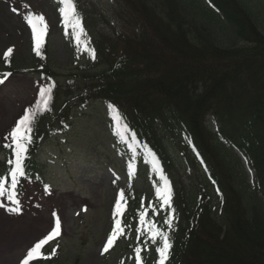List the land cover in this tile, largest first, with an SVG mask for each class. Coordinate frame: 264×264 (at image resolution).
Wrapping results in <instances>:
<instances>
[{"label":"trees","instance_id":"obj_1","mask_svg":"<svg viewBox=\"0 0 264 264\" xmlns=\"http://www.w3.org/2000/svg\"><path fill=\"white\" fill-rule=\"evenodd\" d=\"M211 2L213 9L202 0H120L114 12L125 30L100 48V69L90 66L80 100L120 107L128 131L118 137L129 163L138 155L168 162L163 130L183 132L209 166L219 214L211 210V190L197 189L203 197L195 203L173 180L180 217L164 229L172 245L165 264H264V2ZM208 113L219 124L216 133L207 130ZM49 124L33 125L29 169ZM233 147L254 172L253 188Z\"/></svg>","mask_w":264,"mask_h":264},{"label":"rangeland","instance_id":"obj_2","mask_svg":"<svg viewBox=\"0 0 264 264\" xmlns=\"http://www.w3.org/2000/svg\"><path fill=\"white\" fill-rule=\"evenodd\" d=\"M78 1L94 13L98 22L102 21V26L121 28L113 11L118 0ZM29 13L42 15L50 26L52 65L67 75L77 67L74 63L77 58L72 56L73 46L59 25L53 0H0V55L8 48H13L16 57L24 54L31 38V29L24 19ZM107 28L109 37L113 30ZM44 84L25 73L4 78L0 85V145L10 140L8 133L24 111L35 104ZM105 111L103 105L91 102L85 110L73 115L64 132L44 140L38 155L42 181L24 180L17 197L19 212L9 211L17 205L7 199V194L0 196V264H21L27 251L51 230L50 224L54 226L53 212L62 225L61 235L52 240L50 247L56 249L59 264H132L133 249L128 246L129 242L127 245L120 240L112 252H103L104 239L111 229L112 203L119 191L114 173L121 174V167L108 146ZM209 124L210 121L208 127ZM167 143L180 174L186 168L194 171L184 163L177 141L167 140ZM243 171L248 185L253 186L254 172L247 167ZM183 181L191 186L188 178ZM140 185L137 181L138 190ZM45 186H48L47 192ZM212 202L215 203L214 199ZM120 239H130V236L123 234Z\"/></svg>","mask_w":264,"mask_h":264},{"label":"snow or ice","instance_id":"obj_3","mask_svg":"<svg viewBox=\"0 0 264 264\" xmlns=\"http://www.w3.org/2000/svg\"><path fill=\"white\" fill-rule=\"evenodd\" d=\"M58 4L62 5L58 8L60 16L62 18V23L67 28L70 26L72 28V35L76 40L77 46H81L83 43L85 46L86 41L82 42V36L84 35L83 28L81 26L80 17L76 12L73 0H58ZM26 23L31 29V39L33 42L32 51L36 56H42L41 48L45 42V37L47 35V23L42 15H33L29 13L25 18ZM13 53V48H8L4 54L3 58L5 63H10V56ZM90 55L94 59V52ZM11 73L2 74L3 78H0V83L4 82V78L10 76ZM53 85L42 86L39 89L38 99H36L35 104L26 109L22 117L16 122L15 126L8 133L11 139V143L6 144L5 147L11 149L14 160H8L9 165H13L7 170L6 175L10 176L11 183L7 190V199L11 201L17 207L9 209L11 212H19V200L17 199L16 189L19 184L21 177L25 175V161L27 159L28 146L32 143V136L30 133L33 132L34 122L38 116L43 115L49 110V105L51 101ZM109 112L114 110V106L108 105ZM118 115L113 117L117 120ZM128 131L127 125H122L120 129V136L123 139L124 134ZM133 142L135 137H132ZM129 174H132V165H128ZM158 171V169H155ZM160 181L162 182L160 186L155 187V203L150 204L154 214L161 210H168V214L164 217L163 223L168 229L173 227V222L175 220L174 208L172 206V191L167 181L166 177L162 174L160 175ZM5 177L0 176V196L5 195ZM48 191V186H45V192ZM124 201V204H122ZM2 206V205H0ZM126 200L123 190H121L115 201L113 209L114 227L111 233L107 237V242L104 244L103 252H107L109 248L114 244L118 237L124 234V227L122 226L121 220L118 218L121 216L125 210ZM147 210H142L139 212V226L136 227L135 231L138 234H145L151 240L152 244L156 245L155 251L159 255V260L157 264H165L170 254V249L172 247L170 235L168 231H164L157 226L152 220L146 219ZM54 218V226L50 224V231L38 243H35L28 251L21 264H29L30 261L39 259H48L50 257H45L41 253V248L43 245L47 244L49 241L59 237L61 235V219L56 212L52 213ZM135 264H142V257L140 255L141 248H135ZM56 249L52 250L51 255H55Z\"/></svg>","mask_w":264,"mask_h":264}]
</instances>
